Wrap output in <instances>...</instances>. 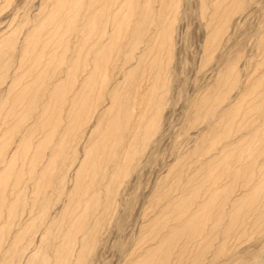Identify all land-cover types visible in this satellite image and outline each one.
Masks as SVG:
<instances>
[{"label": "rangeland", "instance_id": "1", "mask_svg": "<svg viewBox=\"0 0 264 264\" xmlns=\"http://www.w3.org/2000/svg\"><path fill=\"white\" fill-rule=\"evenodd\" d=\"M58 1L0 0V264L57 254L65 264L254 260L264 248V0H139L132 24L131 0H107L93 31L88 19L105 0L61 12ZM126 24L140 26L142 42ZM246 145L252 161L225 164ZM208 174L231 190L213 245L189 253L183 202ZM230 213L240 229L225 237Z\"/></svg>", "mask_w": 264, "mask_h": 264}, {"label": "bare ground", "instance_id": "2", "mask_svg": "<svg viewBox=\"0 0 264 264\" xmlns=\"http://www.w3.org/2000/svg\"><path fill=\"white\" fill-rule=\"evenodd\" d=\"M101 1H104V0H101ZM172 1V0H171ZM205 1H207V0H201V5H204V2ZM238 1H240V0H238ZM86 2V1H85ZM169 2V1H168ZM66 3L67 4H70L71 6H73V7H75L76 5H77V3H80V4H83L84 3V0H80V2H78L77 0L75 1V0H72V1H63V0H59L58 1V7H57V10H58V12H61V11H63V9L64 8H60V9H58L59 7H60V5L61 4H65L66 5ZM109 2L107 1V0H105V6H104V8H103V10L102 11H95L93 14H92V10H91V14H92V16L90 17V20L88 19V22H87V27H88V29H90L91 31H93V30H96V29H99L100 28V26H102V24H100V22H101V19L105 16V15H107V13H108V4ZM129 3H130V1H129ZM127 4L128 6V9H130V10H128V15H127V17H125L126 18V20L128 19V18H130V23L132 24V16H134L135 15V10H136V8H137V4H139V0H131V3L130 4ZM236 3V2H235ZM207 5V4H206ZM78 6V5H77ZM171 7V6H170ZM70 9H72V8H70ZM88 9H90V8H88ZM91 9H92V7H91ZM206 9V8H205ZM71 11V10H70ZM73 14H74V12H73ZM89 15V14H88ZM90 16V15H89ZM73 19H74V17H73ZM71 20L68 24H67V26L69 25V27H72V26H75V24H76V18L74 19V20ZM117 23V22H116ZM115 23V24H116ZM127 24L129 23V21H127L126 22ZM127 24H126V26H127ZM144 24V23H143ZM134 25V24H133ZM78 26V25H77ZM130 26V25H129ZM129 26H127V29H126V33H128L127 35H128V37H129V35H134L133 37H139V39L141 40V42L143 41V35H140L141 34V32H142V30H140V26L139 27H136V28H134V30L133 29H131L130 31L128 30L129 29ZM131 27H132V25H131ZM84 28V27H83ZM116 28H117V26H116ZM124 29V28H123ZM70 30H71V28H70ZM73 30V29H72ZM77 30H78V28H77ZM79 31V30H78ZM129 31V32H128ZM115 32V31H114ZM113 32V33H114ZM89 33V32H88ZM34 34V33H33ZM133 37H131V38H133ZM34 38V37H33ZM162 41H161V46H163V47H168V50L169 49H171L170 47H171V45H172V31L171 30H165L164 31V33L162 34ZM32 39V38H31ZM30 39V40H31ZM128 39V38H127ZM138 39V42L140 41ZM8 39H6L5 38V40H4V43L6 44V43H8V41H7ZM32 42V41H31ZM133 43V42H132ZM132 43H129L128 42V45H131ZM157 42H155V44H156ZM134 44V43H133ZM3 45V44H2ZM115 46V45H114ZM113 47V46H112ZM162 47V48H163ZM161 48V47H160ZM167 50V49H166ZM168 52H170V51H168ZM105 55V54H104ZM170 55V54H169ZM79 56V55H78ZM78 58V57H77ZM80 58V57H79ZM82 58V57H81ZM105 58V57H104ZM3 60V59H2ZM1 60V61H2ZM74 60V59H73ZM72 60V61H73ZM79 60V59H78ZM100 60V59H99ZM155 61V60H154ZM164 61V60H163ZM105 62L106 61H103V63L105 64ZM162 62V61H161ZM87 63V62H86ZM85 63V64H86ZM108 63H109V60H108ZM107 63V64H108ZM164 63V62H163ZM106 64V65H107ZM74 65V64H73ZM101 65H103L102 63H101ZM106 65H104V66H106ZM109 65V64H108ZM165 65V64H164ZM77 66V65H76ZM166 66V65H165ZM165 66H163V67H165ZM162 67V68H163ZM96 68V67H95ZM103 68H106L107 69V66L106 67H103ZM102 68V69H103ZM97 69H98V67H97ZM106 69H105V71H106ZM75 70V69H74ZM74 70H73V72H74ZM94 70V69H93ZM162 71V69H160V72ZM70 72H72V71H70ZM133 71H131L130 73H129V75H130V77H131V73H132ZM159 72V74L161 75V73ZM69 73V72H68ZM94 74H95V72H93ZM109 73V72H108ZM105 74V73H104ZM103 74V75H104ZM106 75V74H105ZM105 75H104V77H105ZM133 76H134V74H132ZM95 76V75H94ZM92 77V75H91V79L93 78V79H95L96 77ZM159 76V75H158ZM162 76V75H161ZM74 77V76H73ZM68 78V77H67ZM75 79H76V77H74ZM161 78V77H160ZM70 79V78H69ZM75 79H72V76H71V79L70 80H75ZM90 79V80H91ZM131 81H133L134 83H135V80H131ZM68 82V81H67ZM66 82V83H67ZM70 82V81H69ZM68 82V83H69ZM72 83V82H71ZM91 83H92V80H91ZM91 83H90V85H91ZM133 83H131L130 81L128 82L127 81V83H126V87H128L127 89H131V91H132V89L134 88L133 87V85H132ZM72 85V84H71ZM60 86V85H59ZM66 86H69V85H66ZM89 86V85H88ZM62 87V86H61ZM63 87H64V85H63ZM62 87V88H63ZM65 88V87H64ZM63 88V89H64ZM68 88V87H67ZM67 88H66V90H67ZM59 89V88H58ZM62 89V90H63ZM136 89H137V86H136ZM68 90H69V88H68ZM93 90V89H92ZM91 90V91H92ZM139 90V89H138ZM63 91H65V90H63ZM90 91V92H91ZM59 92V91H58ZM69 91H67L66 93H68ZM141 92V91H140ZM53 93V92H52ZM55 93H57V91H55ZM64 94H66L65 92H63ZM122 93V92H121ZM58 94V93H57ZM113 94H114V92H113ZM118 94H120V93H118ZM117 94V95H118ZM140 94V93H139ZM55 95V94H54ZM63 95V94H62ZM121 95V94H120ZM138 95V94H137ZM58 96V95H57ZM65 96V95H64ZM115 96V95H114ZM114 96H112V97H114ZM140 96V95H139ZM138 96V97H139ZM122 97V96H121ZM137 97V98H138ZM35 98V97H34ZM58 98V97H57ZM56 97H55V99L54 98H52V99H54L55 100V102H57L56 101V99H57ZM59 98H61V97H59ZM116 98V97H115ZM119 98V97H118ZM140 98V97H139ZM131 99V98H130ZM58 100V99H57ZM60 100V99H59ZM121 100H123V99H121ZM129 100V99H128ZM52 101V100H51ZM50 101V102H51ZM88 101V100H87ZM135 101H137V100H135ZM119 104H120V99H119ZM132 102V101H131ZM138 102V101H137ZM49 103V102H48ZM122 103H123V101H122ZM121 103V104H122ZM130 103V102H129ZM55 104V103H54ZM54 104H53V102H52V105L54 106ZM84 104V103H83ZM48 105V104H47ZM81 105V107H82V103L80 104ZM123 105H124V103H123ZM122 105V106H123ZM130 105V104H129ZM84 106V105H83ZM113 106V105H112ZM120 105H118V107H119ZM133 106V105H132ZM56 107V106H55ZM126 107V106H125ZM124 107V108H125ZM134 107H135V104H134ZM54 108V107H53ZM117 108V107H116ZM55 109V108H54ZM83 110H84V107H83ZM125 110H128V109H125ZM124 110V111H125ZM81 111V110H80ZM124 111H121V108H120V112H123L124 113ZM77 112H79V111H77ZM80 113H82V111L80 112ZM118 113V112H117ZM77 114V113H76ZM44 115H45V113H44ZM78 116H79V114H77ZM122 116H123V114H121ZM125 115V114H124ZM115 116H117V115H115ZM114 116V117H115ZM79 118V117H78ZM114 119V121L116 120V117L115 118H113ZM123 119V118H122ZM122 119H119V120H117V121H115L116 122V124H117V122L118 121H120V120H122ZM72 120L74 121V117L72 118ZM71 120V121H72ZM108 120V119H107ZM111 120H112V118H111ZM114 122V123H115ZM51 123H52V121H51ZM113 123V122H112ZM114 123H113V125H114ZM124 123H125V121H124ZM120 124H121V122H120ZM128 124V123H127ZM53 125H54V123H53ZM56 125H57V123H56ZM112 124H111V126H113ZM123 124H121V127H124L125 125H123ZM52 126V125H51ZM50 126V127H51ZM111 126H109V127H111ZM117 127H119L118 125H116ZM53 127V126H52ZM56 127V126H55ZM52 128V129H57V128ZM108 127V128H109ZM100 128H102V127H100ZM107 127H106V129H108ZM113 128H114V126H113ZM126 128V127H125ZM51 129V134H53L52 133V130ZM121 129H123V128H120V130H118V131H120L121 132ZM99 130V129H98ZM102 130H104L105 131V129H102ZM109 130V129H108ZM115 130H117V129H115ZM50 131V130H49ZM111 131V130H110ZM109 131V132H110ZM54 132V131H53ZM117 132V131H116ZM120 132H119V134H120ZM126 131H124V133H125ZM48 133H50V132H48ZM55 133V132H54ZM106 133V132H105ZM123 133V131H122V133L121 134H124ZM127 133V132H126ZM106 134H108V136H109V138H112L114 135H113V133H112V131H111V133L109 134V133H106ZM115 134V133H114ZM117 134V133H116ZM50 135V134H49ZM118 135V134H117ZM125 135V134H124ZM48 136V135H47ZM47 136H45L44 135V137L45 138H43V140L44 139H46L47 138ZM108 136H107V139L105 140L106 142H107V140H108ZM115 137V136H114ZM51 138V137H50ZM53 138H54V136H53ZM124 139H126L125 137H123ZM116 139V138H115ZM114 139V140H115ZM61 140V138L59 139V143L61 142L60 141ZM111 141H109V142H114V140H112V139H110ZM51 141H52V139H51ZM58 140H56V142H57ZM123 140H119V141H116V143L118 144L119 142H122ZM53 142V141H52ZM55 142V141H54ZM112 142V143H113ZM58 143V142H57ZM62 143V142H61ZM101 143H103L102 141H101ZM104 144V143H103ZM103 144H101L102 146H103ZM114 144V143H113ZM31 145V144H30ZM54 145H56V144H54ZM98 145V144H97ZM100 145V144H99ZM119 145V144H118ZM58 146H60V144L59 145H57V148H58ZM64 146V145H63ZM96 146V145H95ZM94 146V147H95ZM212 146V145H211ZM32 147V146H31ZM62 147V146H61ZM60 147V148H61ZM93 147V148H94ZM101 147V146H100ZM96 148V147H95ZM115 148H117V146L115 147ZM210 148V147H209ZM54 149H55V147H54ZM98 149H99V147H98ZM104 149H107V147H105ZM58 150V149H57ZM117 150H118V148H117ZM210 150V149H209ZM208 150V151H209ZM236 152H234V150H230V151H228L227 152V154L225 155V158H223V160H224V162L225 161H227L228 160V158L230 157H233V156H235V154H236V156H237V159L239 160V161H242V160H244V159H248V158H250V160L251 159H253V155L255 154V152H254V147H251V146H245V147H239V146H237L236 147ZM60 151H62V150H60ZM90 150H88L87 149V152L86 153H88V161H89V158L91 157L92 158V155L94 156V154L96 153V149L95 150H91L92 152H94V154H92V152L90 151ZM100 151H101V149H100ZM100 151H98L97 150V152H100ZM106 151H108L109 152V150L107 149ZM215 151V150H214ZM102 152V151H101ZM105 152V151H104ZM56 153V152H55ZM90 153V154H89ZM106 153V152H105ZM118 153V152H117ZM117 153H116V156L115 155H112V156H115V157H113V158H116L117 156H119V155H117ZM238 153H239V155H238ZM244 153V154H243ZM264 153V152H263ZM92 154V155H91ZM257 154V153H256ZM87 155V154H86ZM99 155V156H98ZM101 154H96V156L98 157V160H97V162H99L98 163V165L100 164V161H99V158L100 157H102V155L100 156ZM57 156V155H56ZM95 156V157H96ZM106 156V155H105ZM105 156H103L102 158H100V159H103ZM95 157H93V159H97V158H95ZM107 157H109V153H108V156ZM252 157V158H251ZM112 158V157H111ZM236 158V157H235ZM87 159H85V160H87ZM93 159H91V160H93ZM105 159V158H104ZM90 160V161H91ZM252 161V160H251ZM96 162V163H97ZM86 163H87V161H86ZM91 163L93 164L94 163V161L92 162L91 161ZM96 163H94V164H96ZM101 163H103L102 161H101ZM250 163V162H249ZM92 164H91V166H92ZM206 164V163H205ZM225 164H228V162H225ZM98 165H96V167L98 166ZM208 165V164H207ZM206 166V165H205ZM209 166V165H208ZM247 166V165H246ZM93 167V166H92ZM92 167H91V169H92ZM95 167V168H96ZM100 167L101 166H99V167H97V168H99L100 169ZM204 167V166H203ZM212 167V166H211ZM95 168H93V169H95ZM98 169V170H99ZM97 170V174H98V172L100 171H98ZM212 170V169H211ZM229 170H230V167H229ZM93 171V170H92ZM210 171V170H209ZM94 172H96V170H94L93 171V173ZM211 172V171H210ZM209 172V173H210ZM216 172V171H215ZM100 173V172H99ZM103 173V172H102ZM80 175H81V173H80ZM101 175V174H100ZM97 176V175H96ZM193 179H191L190 180V183L192 184V182H194V181H192ZM212 181L211 182V185H208V186H206L205 187V189H203V187L205 186V183L207 182V181ZM189 181V180H188ZM200 183H198L199 185L198 186H194L195 188H193L192 187V189L190 190V192H189V189H188V197L185 199L184 198V204H183V207L185 206V208H184V216H185V219H184V230H185V235L184 236H186V244H187V250L189 251V253H195V252H203V251H205L208 247H211L209 244H210V242H211V244L213 245V242L210 240V238H212V237H216L217 236V234H216V228L217 227H219V226H221L220 225V222L222 221V217H223V214H222V212L221 211H219L220 209V207L222 206V204H223V201L224 200H222L221 201V198H225V200H227V194H229V192H230V188H226V189H224L221 185H219V183H218V179L216 178V177H213L212 176V174H208V175H205V176H203V179L202 178H200V180H198ZM215 187H214V186ZM213 186V187H212ZM40 187H42V186H40V183H38L37 184V186H36V191H37V193L38 194H40L41 192V190L40 191H38L39 190V188ZM223 188L222 190V192H219V190H220V188ZM77 189L78 188H76V191H77ZM209 189V190H208ZM186 190V189H185ZM40 192V193H39ZM256 195V194H255ZM252 196H254V195H251V198H252ZM254 197H256V196H254ZM248 198V197H247ZM218 199V200H217ZM249 200V199H248ZM255 200V199H254ZM253 200V201H254ZM183 201V200H182ZM225 202V201H224ZM258 202V201H257ZM2 203V198H0V204ZM173 203V202H172ZM238 203V202H237ZM247 203H249V202H247ZM182 204V203H181ZM225 204V203H224ZM239 204V203H238ZM250 204V203H249ZM249 204H246V205H249ZM235 207H236V204H235ZM239 207V206H238ZM219 209V210H218ZM239 211V210H238ZM240 212V211H239ZM240 214V213H239ZM241 215V214H240ZM226 217V216H225ZM184 218V217H183ZM228 218H229V221L225 224V225H223V228H221V229H223V232H222V234L223 235H225V237L226 236H228V237H230V234H231V232H233L234 230H236V229H238L239 228V224L240 223H238V221L240 222V219H239V216H238V218L236 217L235 218V214L234 213H230L229 215H228ZM227 218V219H228ZM235 219L236 220H238V221H235ZM182 221V220H181ZM213 224V225H211V223ZM84 225V224H83ZM240 229V228H239ZM205 231H207L208 232V234H207V232L205 233ZM51 233V232H50ZM178 234V233H177ZM182 234V233H181ZM174 235V234H173ZM45 236V235H44ZM177 236V235H176ZM182 236H183V234H182ZM172 237V236H171ZM227 237V238H228ZM248 237V236H247ZM199 238V240H196V239H198ZM188 239V240H187ZM222 239H224L223 237H222ZM213 240V239H212ZM185 244V245H186ZM224 244V243H223ZM209 245V246H208ZM61 246V245H60ZM224 246V245H223ZM222 246V247H223ZM62 247V246H61ZM60 247V248H61ZM221 247V248H222ZM220 249V248H219ZM218 249V250H219ZM58 256H56V257H53V258H51V257H42L41 259H34L33 258V256L28 260V262H27V264H65L68 260H69V257H68V255L67 256H65V255H59V254H57ZM36 256V255H35ZM41 256V255H40ZM189 258H190V260H191V255L189 254ZM196 256H198V255H196ZM196 256H194V257H196ZM258 256V255H257ZM256 256V258L254 259V260H252V261H245V264H260V262L262 261V260H264V248L261 250V252L259 253V256L257 257ZM166 256H162V257H159L158 259H159V263L158 264H171L172 263V259H168V257H166ZM36 258V257H35ZM200 258V257H199ZM203 258V257H202ZM81 259L78 257V258H76V261H75V264H77L79 261H80ZM153 261H155V259H152V261L151 260H149V258H144L143 260H142V263H140V261L138 262V264H149L150 262H153ZM247 262V263H246ZM132 263V262H131ZM188 263H189V261H188ZM136 264V263H135ZM155 264H157V263H155ZM173 264V263H172ZM203 264V263H202Z\"/></svg>", "mask_w": 264, "mask_h": 264}, {"label": "snow or ice", "instance_id": "3", "mask_svg": "<svg viewBox=\"0 0 264 264\" xmlns=\"http://www.w3.org/2000/svg\"><path fill=\"white\" fill-rule=\"evenodd\" d=\"M260 264H264V260H262V261L260 262Z\"/></svg>", "mask_w": 264, "mask_h": 264}]
</instances>
